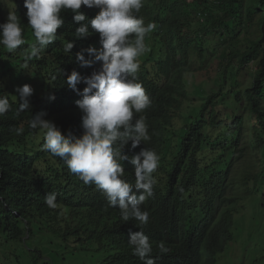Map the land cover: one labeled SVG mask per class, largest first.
<instances>
[{
  "label": "trees",
  "instance_id": "obj_1",
  "mask_svg": "<svg viewBox=\"0 0 264 264\" xmlns=\"http://www.w3.org/2000/svg\"><path fill=\"white\" fill-rule=\"evenodd\" d=\"M10 1L12 5L0 0V23L14 11L26 43L12 52L0 46V95H8L12 105L0 116L2 241L25 244L37 231L47 230L74 247L77 257L97 256L98 264H143L127 244L129 233L140 231L137 222L123 223L119 210L109 207L100 191L84 185L60 158L41 150L39 130L29 127L32 116L42 112L62 134H82L75 103L81 96L64 81L72 70L86 77L100 69V62L81 67L75 59V53L89 46L100 48L98 34L75 40L71 53L64 55L62 43L73 39L79 25L71 11L62 12L60 39L24 67V53L33 39L23 0ZM143 8L157 22L155 32L145 38L150 51L142 56L136 74V82L152 100L145 111L151 139L135 149L129 142L122 153L131 157L148 147L161 158L158 174L161 167L171 169L166 188L155 177L154 196L141 205L150 212L141 230L153 244L156 264H203L200 247L206 261L214 264L232 238L234 209L253 193L251 182L259 180L257 153L264 151V0H148ZM86 9L93 18L99 11ZM198 74L216 88L204 100L192 102L189 78ZM28 77L41 78L46 93L41 98L32 95L29 106L17 115L15 89ZM176 131L180 135L170 149ZM157 136L165 149L181 150L173 161L171 153L157 147ZM121 163L123 179L134 183V166ZM47 193L56 194L55 209L44 203ZM160 241L166 243V254L159 252ZM33 250L42 256L40 249Z\"/></svg>",
  "mask_w": 264,
  "mask_h": 264
},
{
  "label": "clouds",
  "instance_id": "obj_2",
  "mask_svg": "<svg viewBox=\"0 0 264 264\" xmlns=\"http://www.w3.org/2000/svg\"><path fill=\"white\" fill-rule=\"evenodd\" d=\"M2 1L12 5L10 0ZM146 1L148 0H23L25 18L33 39L24 53L23 66L27 67L32 60H39L46 47L60 39L57 29L64 24L62 12L71 11L73 21L79 25L74 30L73 39L63 41L64 55L71 53L75 40L85 39L93 33L98 34L100 48L89 46L75 53V59L81 67H91L100 62V69L86 77L72 70L64 81L70 90L81 96L75 103L81 113L82 134L79 137L73 136L71 132L62 134L53 122L44 119L45 113L42 112L32 116L29 127L39 130L43 141L41 150L60 158L70 173L77 176L84 185L94 186L100 191L108 206L119 210L123 223L137 222L135 226L140 231L129 233L127 244L132 254L143 264H156L152 256L153 244L141 230L148 224L150 212L143 210L141 205L154 196V187L158 182L166 188L168 182H165V177L170 174L171 167H161L158 174L161 158L154 149L148 147L131 157L122 153L129 142L131 148L135 149L142 143L146 145L151 139L145 111L151 107L152 100L143 86L136 82V74L142 61L140 58L150 51L145 38L157 28L155 19L144 11ZM85 7L97 8L99 11L93 18ZM25 43L20 19L11 11L6 22L0 23V46L12 52ZM84 53L91 58L85 59ZM80 83L86 85L82 91L77 88ZM196 87L198 84L194 83L193 89ZM33 92L28 84L15 89L17 115L29 106L30 97L35 96ZM198 100L196 97V101ZM11 110L9 96L0 95V116ZM176 113L177 111H172V114ZM169 128L173 127L170 125ZM179 135L180 131H176L171 136L170 149L177 143ZM160 146L162 150L172 154V161L174 154L181 151L165 149L157 136V147ZM122 161H128L134 166V183L123 179L125 171ZM255 192L257 191L252 194ZM247 198L242 199L234 209L233 223L234 214ZM56 199L55 193H47L44 203L55 209ZM192 214L197 223V213L193 211ZM233 239L232 226V238L216 254L214 264L217 263L218 255ZM157 247L161 254L168 252L164 241L158 242ZM203 248H199L198 255L203 264H209L202 254Z\"/></svg>",
  "mask_w": 264,
  "mask_h": 264
},
{
  "label": "rangeland",
  "instance_id": "obj_3",
  "mask_svg": "<svg viewBox=\"0 0 264 264\" xmlns=\"http://www.w3.org/2000/svg\"><path fill=\"white\" fill-rule=\"evenodd\" d=\"M189 81L188 92L195 96L192 102H196V97L199 100L205 99L211 90L216 88L213 81L206 80L201 74L189 78ZM194 83L198 84L195 90ZM24 84L30 85L33 93L39 97L45 93L41 78L32 81L28 77L16 87ZM257 154L260 157L257 168L259 180L250 184L253 192H257L243 200L240 209L234 214V239L218 255L216 264H264V151ZM2 239L0 237V264H98L97 256H75L78 253L74 247L66 246L47 230L37 231L25 244L5 242ZM35 248L42 251L41 257L33 250ZM34 255L39 257L35 261Z\"/></svg>",
  "mask_w": 264,
  "mask_h": 264
}]
</instances>
